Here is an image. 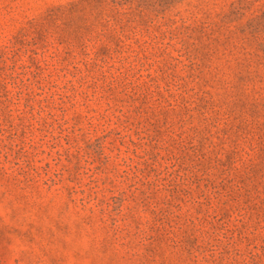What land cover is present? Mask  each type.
Here are the masks:
<instances>
[{
  "label": "rangeland",
  "instance_id": "obj_1",
  "mask_svg": "<svg viewBox=\"0 0 264 264\" xmlns=\"http://www.w3.org/2000/svg\"><path fill=\"white\" fill-rule=\"evenodd\" d=\"M0 264H264V0H0Z\"/></svg>",
  "mask_w": 264,
  "mask_h": 264
}]
</instances>
